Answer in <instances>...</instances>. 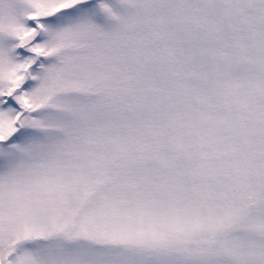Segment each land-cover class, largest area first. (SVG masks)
<instances>
[{
    "label": "snow or ice",
    "instance_id": "6c2138e0",
    "mask_svg": "<svg viewBox=\"0 0 264 264\" xmlns=\"http://www.w3.org/2000/svg\"><path fill=\"white\" fill-rule=\"evenodd\" d=\"M0 264H264V0H0Z\"/></svg>",
    "mask_w": 264,
    "mask_h": 264
}]
</instances>
